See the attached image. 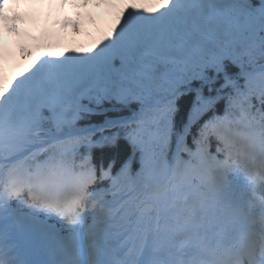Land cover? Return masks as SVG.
<instances>
[{"label":"snow or ice","instance_id":"obj_1","mask_svg":"<svg viewBox=\"0 0 264 264\" xmlns=\"http://www.w3.org/2000/svg\"><path fill=\"white\" fill-rule=\"evenodd\" d=\"M69 2L0 0V264H264V0Z\"/></svg>","mask_w":264,"mask_h":264},{"label":"trees","instance_id":"obj_2","mask_svg":"<svg viewBox=\"0 0 264 264\" xmlns=\"http://www.w3.org/2000/svg\"><path fill=\"white\" fill-rule=\"evenodd\" d=\"M114 17L106 15L105 10L100 8L98 16L95 20H91V18H80L78 29L74 32L77 35L81 36V43L77 46V48H86L90 46L94 40H96L101 30H106L111 27L114 23ZM52 27V26H51ZM53 32L59 33V48L61 50H68L70 48L65 47L66 40V29L60 30L58 27H52ZM15 40V37L11 36L7 38L3 36V42L6 49L14 51V46L10 39Z\"/></svg>","mask_w":264,"mask_h":264},{"label":"rangeland","instance_id":"obj_3","mask_svg":"<svg viewBox=\"0 0 264 264\" xmlns=\"http://www.w3.org/2000/svg\"><path fill=\"white\" fill-rule=\"evenodd\" d=\"M72 9H77L78 7L84 6L82 0H70L68 3ZM23 7V5H21ZM81 43V36L72 33L69 29L66 32L65 47L68 48H77Z\"/></svg>","mask_w":264,"mask_h":264}]
</instances>
